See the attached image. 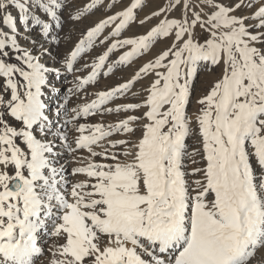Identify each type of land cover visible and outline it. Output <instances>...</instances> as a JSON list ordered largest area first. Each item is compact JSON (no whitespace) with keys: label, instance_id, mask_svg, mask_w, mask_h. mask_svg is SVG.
<instances>
[{"label":"snow or ice","instance_id":"1","mask_svg":"<svg viewBox=\"0 0 264 264\" xmlns=\"http://www.w3.org/2000/svg\"><path fill=\"white\" fill-rule=\"evenodd\" d=\"M100 2L91 0L70 19L79 20ZM32 3L61 27L58 0ZM141 3L132 0L89 27L67 53V70H73L77 58L118 18L109 35L119 36ZM28 5L29 0H0V23L16 31L8 11L14 7L22 24L31 19L42 35H49V23L29 17ZM253 7L254 0H168L152 15L179 9V18L161 19L146 35L113 40L86 76H76L74 88L80 91L95 82L114 49L132 46L120 55L123 64L147 51L157 38H172L171 47L130 80L72 109L73 120L93 115L142 75L154 74L140 103L103 109H145L140 116L129 115L107 127L81 124L76 129L79 135L70 151L86 149L89 156L73 169V175L86 179L70 188L62 169L53 166L55 153L46 139L50 126L42 89L49 87L50 69L21 49L14 36L0 31V264H34L42 252L38 234L47 220L53 222L51 235L63 241L50 250L49 264H264V0L255 11H247ZM197 30L202 42L195 38ZM6 46L19 52V66L4 59L9 56ZM202 64L220 68V75L198 100L195 122L203 167L186 173L185 138L191 129L185 107ZM6 118H14L20 127ZM134 123L141 132L135 143L108 140L113 148L130 144L128 149L111 152L100 144L114 132L134 136ZM61 138L67 141L66 135ZM97 156L111 162L92 159ZM197 174L198 179L188 180Z\"/></svg>","mask_w":264,"mask_h":264},{"label":"rangeland","instance_id":"2","mask_svg":"<svg viewBox=\"0 0 264 264\" xmlns=\"http://www.w3.org/2000/svg\"><path fill=\"white\" fill-rule=\"evenodd\" d=\"M62 4L61 9H57L58 13L65 16V20L62 23V26L58 30V32L61 31V39L57 43L56 47V53L57 57L60 63L64 64L63 61L67 55V53L75 47L76 43L79 42V40L82 38L83 34L86 32V30L89 27H92L97 23L99 20L104 19L105 17L109 15H113L116 12L122 11L124 8L128 7L132 0H101L100 4L96 7L90 10L89 12H86L83 16L80 17L79 20H72L70 19V16L77 15V13L83 8L85 4H88L91 2V0H58ZM168 3V0H142V3L140 6H138L136 9L133 10L134 13V20L131 21L125 28H123L119 34V36H111L109 33L111 30L115 27V24L119 22V18L117 21H114L112 24L107 25L104 30L101 32L99 37L96 39L94 46L86 53H82L80 57L77 58V60L73 64V70L70 71L66 75V78H63L65 81L62 80L61 86L59 88H56L57 90L61 91V100H66L65 106H71L73 108H78L79 106L90 102L91 100L95 99V94L100 91H107L110 88L116 87L117 85L121 83H125L126 81L130 80L133 75L139 70L140 67H142L145 63H148L149 61L153 60L157 55H159L163 50H166L168 47H171L172 45V38L171 36L169 38H157L153 41L152 44H150L147 51H142L141 53L134 56L131 60H129L126 63H119V57L124 52L130 51L131 45H124L123 47H118L114 49L111 53H109L108 59L106 60L105 64L102 66L100 72L97 74V78L95 82H92L88 85H85L83 89L80 91H75L74 85L76 83L75 78L78 76H86L88 72L91 71V64L96 60V58L103 54L108 48V46L112 43L113 40H123V39H131L136 38L141 35H146L147 32L155 27L161 19H175L179 18L181 16V11L179 9L173 10L168 13H162L159 16H153L152 13L158 11L161 7L166 6ZM193 3H196V0H193ZM259 4V0H254V7L247 9L248 12L255 11V5ZM29 11L28 15L31 17L32 15L37 16L41 21L44 20V22H47L51 24L52 20L47 16L46 13L39 10L38 7H36L32 0H29L28 5ZM72 9V10H71ZM197 10H199L197 8ZM9 12L13 13L16 11V8L11 7L8 9ZM19 15V13H18ZM239 15V13H237ZM15 20L20 22L19 17H15ZM143 21V23H141ZM27 25H26V24ZM25 23H20V25L17 26V29L15 31L16 35H19L20 33L25 34L28 31H34L36 28L39 27V25H35L32 23L31 19L26 21ZM248 23H253V21L249 20ZM73 24V25H71ZM65 26H68V29L64 28ZM34 27H36L34 29ZM6 28V27H5ZM5 28H1L0 23V31L5 32ZM68 30V31H67ZM107 37L106 40L104 38ZM198 41H201V36L199 34V30L196 31V37ZM100 40H104V43H99ZM6 51L9 52L8 57H4L6 62L20 65V61H17L15 59L16 55H19V52L16 50L11 49L10 47L6 46ZM43 62L50 63V61ZM115 64V68L113 67L112 70L108 72V75L105 76L104 73H101L106 69V66ZM110 63V64H109ZM89 65L88 68H84V65ZM76 74V76H75ZM100 74V75H99ZM102 75V76H101ZM220 75V68L216 67L213 68L211 65L204 66L203 64L199 67L197 74L193 77L192 85L190 87V99L189 102L186 104L185 112L188 121L190 122V134L185 138V143L187 141V138H194V148L197 150H200L197 155L192 156L186 159L184 168L186 173H191L192 168L194 167H203V161L201 159L202 156V150L200 144V139L197 129V124L195 122V117L198 115V110L200 108V105L198 104V100L207 94L208 90L212 86V84L215 82L216 79L219 78ZM73 76V77H72ZM53 76L50 77V82H48V85H57V82L53 80ZM154 74H149L147 76L142 75L140 79L135 81L133 85L129 88L127 92H125L123 95L117 94L114 100L109 101L106 105L101 106V111L95 112L93 115L89 116H79L75 119V127L76 129L79 127V125H95V124H102L105 127L111 124L117 123L119 120L126 119L129 115H136L140 116L142 112L145 109H139V110H129V111H104L105 108H112L115 109L117 105H123V104H129V103H140L143 99L146 98V89L150 86V81L154 79ZM61 78H57V81H60ZM75 82V83H74ZM3 83V78H0V84ZM67 87V88H66ZM48 88H51L50 86ZM71 90V91H70ZM135 93V95H133ZM7 99L8 97L5 96ZM71 104V105H70ZM2 111V109H0ZM60 114H64L63 111H59ZM70 113V112H69ZM73 113V112H72ZM74 114V113H73ZM60 118L62 116H59ZM9 121V120H8ZM77 121V122H76ZM9 123L12 126H15L17 128L20 127L19 123L11 120ZM131 126L137 128V131L135 135H130L127 133L121 132H114L110 137L105 138L100 142L101 145L104 146V148H107L111 152H122L130 147V144L128 145H117L116 147H111L108 144V140H127L130 141V143H135L137 138L141 135V132L139 130V125L134 123ZM196 126V127H195ZM193 128V129H192ZM61 131V129H60ZM197 133V134H196ZM87 134V131L85 132ZM79 135V133L74 130L71 132L70 136L67 137L70 143L72 145L74 144L75 138ZM196 137V138H195ZM107 139V140H106ZM199 140V141H198ZM16 143L19 144L22 148L25 147L22 144V141L16 140ZM105 143V144H104ZM107 145V146H106ZM199 148H198V146ZM201 145V144H200ZM94 150L97 152L102 151L103 148L94 147ZM112 148V149H110ZM123 148V149H122ZM192 150V152L197 151L196 149ZM191 154V153H190ZM187 153V155H190ZM89 154L87 150H78L75 154L72 152V161H76L78 166H81L82 164L87 162ZM97 162L101 163H110V160H107L104 157H94L92 158ZM193 160L196 161V163H193ZM9 173L12 174L13 169H8ZM73 180L72 182H68V186L70 188L71 184L76 183L80 180L86 179L83 175H73L70 176ZM75 178V179H74ZM199 174L196 176L188 175V180L191 182L194 179H198ZM53 223L48 224L45 227V229H42L38 235H40V239L38 240V246L41 247L42 252L39 255L38 258L35 259L34 264H49L50 259L52 258V254L50 252L51 249H54L55 246H57L59 243H62L58 237L50 235L48 239H44L46 237L45 235L41 234H47L52 231ZM47 238V237H46ZM41 244H44L42 247Z\"/></svg>","mask_w":264,"mask_h":264},{"label":"bare ground","instance_id":"3","mask_svg":"<svg viewBox=\"0 0 264 264\" xmlns=\"http://www.w3.org/2000/svg\"><path fill=\"white\" fill-rule=\"evenodd\" d=\"M18 13H19V15H18ZM11 14L13 16V23L15 24V27L17 29V26L20 25L21 22L16 21L15 17L17 16V18H18L21 15V13L19 12L18 9H16V11L11 13ZM57 15L59 18V22L62 26V23L65 20V16L59 14L58 11H57ZM43 22H44V20H43ZM51 22L52 23L49 24L50 25L49 35H47V36H44L41 34L40 26L38 28L34 27V29L36 28V30H34V31L33 30L28 31L25 34L20 33L19 35H16L15 32H12V30L7 25H4L3 23H1V28L4 29L6 27L5 32L8 33L9 35L15 37L16 42L20 46L21 49L27 50L30 53H32L33 55H35L38 58V62L43 63L45 65V67L50 69V71L48 73H46V82L47 83L52 81V80H50L51 76H53L54 77L53 80L55 82H57V85H54V86L49 85L51 88H43L42 89V91L44 92V96L42 97V99L45 101V103L47 105L45 112H46V115H48V117H49V121L47 123H49V126H50L48 133H47V136H46V139L52 142L53 152L55 153V158L53 159V166L57 167L58 169H62L61 175L64 177V179L67 181V183L68 182L71 183L73 179L70 176H73V169L76 167H79L78 164L76 163V161L75 162H74V160L72 161V151H70V147L74 148L75 145H72V143H70L68 139L65 142V140H63L61 137L65 136V135L67 137H69L71 132L76 130V127H75L76 125H75V120L72 119V117L74 115L72 113V107L71 106H69V107L65 106L66 100H61V98H60L62 90L56 89V88H59L61 86L62 80L65 81L63 78H66V75L68 73H70V71L67 70V67L65 64L60 63L58 60L57 53H56L57 52L56 49L58 50V48L56 47V45L59 42V40L61 39L62 33H61V31L58 32L60 27L57 28L55 26V21L52 20ZM71 25H73V24H71ZM64 28L68 29V26H65ZM42 49H43V51H42ZM44 59H45V61H47V60L50 61V63L43 62ZM111 63H113V62H111ZM110 65H112L114 68L116 67L114 63L110 64ZM108 66H106V69L104 71H102L101 73L106 72V70H108ZM75 76H76V74H75ZM59 77L61 78V80L57 81V78H59ZM15 78L18 80L22 79L18 75ZM59 111H63L64 114H60ZM59 116H62V117L60 118ZM6 119H8L9 121L14 120V118H6ZM60 129H61V131H60ZM34 135H37V138H41L39 132L35 129H34ZM197 135H199V134H197ZM194 142H195L194 138H187V141L185 143L186 144V155L183 159V165H185L187 158L190 159V157H191L190 153H193L192 150H193L194 145H195ZM199 146H201V145L199 144ZM199 146H198V148H199ZM94 147L98 148V146H94ZM110 149H112V148H110ZM194 149H196V148H194ZM187 153L190 155H187ZM184 170H185V168H184ZM47 223L50 224L53 222H52V220H47L46 226H47ZM41 235H45L47 238L44 237V239H48V237L51 234L50 233H47V234L44 233ZM38 240H42V239H40V235H38L37 241ZM41 246L43 247L44 244H41Z\"/></svg>","mask_w":264,"mask_h":264}]
</instances>
